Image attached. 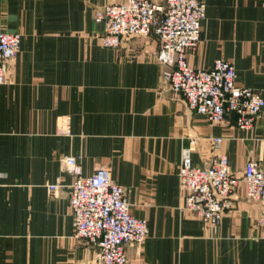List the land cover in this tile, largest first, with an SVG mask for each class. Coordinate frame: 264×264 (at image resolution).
<instances>
[{
    "label": "crops",
    "instance_id": "0c3cea01",
    "mask_svg": "<svg viewBox=\"0 0 264 264\" xmlns=\"http://www.w3.org/2000/svg\"><path fill=\"white\" fill-rule=\"evenodd\" d=\"M125 1L0 0V30L22 34L0 85V264H98L97 245L76 234L69 156L83 176L108 167L132 213L148 221L144 243L127 247L129 264H264L261 207L245 184L212 227L181 210L178 175L187 153L209 164L214 138L237 176L249 160L264 167V108L249 131L234 114L213 124L169 89L156 35L104 47L95 12ZM205 3L189 63L228 60L238 83L264 96V0Z\"/></svg>",
    "mask_w": 264,
    "mask_h": 264
},
{
    "label": "built area",
    "instance_id": "2783aa9c",
    "mask_svg": "<svg viewBox=\"0 0 264 264\" xmlns=\"http://www.w3.org/2000/svg\"><path fill=\"white\" fill-rule=\"evenodd\" d=\"M205 18V0H126L107 4L95 14L96 21L105 23L104 47L117 49L125 37L156 35L160 42L157 61L169 89L211 123H221L234 114L238 128L249 131L264 108V96L241 86L228 60L217 59L206 69H195L189 63V54L201 41ZM21 41V33L0 30V85L6 83L7 62L17 55ZM223 141L213 139V155L204 167L195 166L190 153L183 156L178 169L181 210L217 227L232 209V197L242 182L246 197L261 207L256 227L264 236V167L249 160L243 175L237 176L228 156L220 152ZM64 162L66 172L74 176L69 203L77 236L97 245L98 264H129L127 247L144 243L148 221L132 213L124 188L113 180L108 167L100 166L91 176H83L76 157L69 156ZM58 186L60 182L49 188Z\"/></svg>",
    "mask_w": 264,
    "mask_h": 264
},
{
    "label": "rangeland",
    "instance_id": "374dc122",
    "mask_svg": "<svg viewBox=\"0 0 264 264\" xmlns=\"http://www.w3.org/2000/svg\"><path fill=\"white\" fill-rule=\"evenodd\" d=\"M155 1H156V0H155ZM158 1L161 2L162 0H158ZM111 4H113V3H111ZM105 6H106V5H105ZM102 8H103V7H102ZM100 9H101V8H100ZM100 9H98V10H100ZM98 10H97V11H98ZM97 11H96V12H97ZM96 12H95V14H96ZM94 18H95V15H94ZM95 20H96V19H95ZM103 35H104V34H102V35L99 36V38H98L101 42H102V37H103ZM110 49H112V48H110ZM56 184H57V183H56ZM56 184H51V185H56ZM49 186H50V185H49ZM49 189H50V188H49Z\"/></svg>",
    "mask_w": 264,
    "mask_h": 264
}]
</instances>
